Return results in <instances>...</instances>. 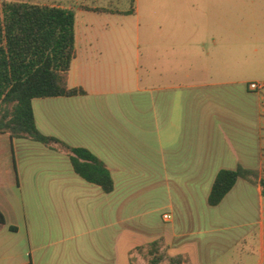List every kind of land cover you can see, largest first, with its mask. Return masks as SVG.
Returning a JSON list of instances; mask_svg holds the SVG:
<instances>
[{"label": "crops", "instance_id": "obj_1", "mask_svg": "<svg viewBox=\"0 0 264 264\" xmlns=\"http://www.w3.org/2000/svg\"><path fill=\"white\" fill-rule=\"evenodd\" d=\"M60 1L76 13L69 86L86 94L34 99L36 126L90 151L115 189L0 133V264H264L262 189L239 179L209 204L220 171L263 172L249 85L264 84V0Z\"/></svg>", "mask_w": 264, "mask_h": 264}, {"label": "trees", "instance_id": "obj_2", "mask_svg": "<svg viewBox=\"0 0 264 264\" xmlns=\"http://www.w3.org/2000/svg\"><path fill=\"white\" fill-rule=\"evenodd\" d=\"M130 2L134 12L135 0ZM76 57L75 11L44 4L0 2V133L65 152L80 177L110 194L115 183L101 160L86 149L72 148L43 135L36 126L34 99L86 94L83 89L69 86ZM239 179L259 186L264 195V175L242 167L222 170L209 196L210 206H218ZM0 224H5L1 213Z\"/></svg>", "mask_w": 264, "mask_h": 264}, {"label": "rangeland", "instance_id": "obj_3", "mask_svg": "<svg viewBox=\"0 0 264 264\" xmlns=\"http://www.w3.org/2000/svg\"><path fill=\"white\" fill-rule=\"evenodd\" d=\"M97 1H102L103 7H108L112 9H116L115 7H118L119 9H125L126 7H129L130 0H119L118 3L115 2V0H80L79 3H86L87 5H93V3H97ZM0 2H27V3H35V4H47V5H61L62 1L60 0H0ZM264 93V90L262 91ZM261 175H264V169ZM124 259V258H123ZM137 259H135L136 261ZM139 260V259H138ZM137 260V261H138ZM124 264V263H122ZM135 264H139L135 262Z\"/></svg>", "mask_w": 264, "mask_h": 264}, {"label": "built area", "instance_id": "obj_4", "mask_svg": "<svg viewBox=\"0 0 264 264\" xmlns=\"http://www.w3.org/2000/svg\"><path fill=\"white\" fill-rule=\"evenodd\" d=\"M251 91L262 92L264 90V84L262 83H252L249 85ZM165 220H170V216L166 215Z\"/></svg>", "mask_w": 264, "mask_h": 264}]
</instances>
